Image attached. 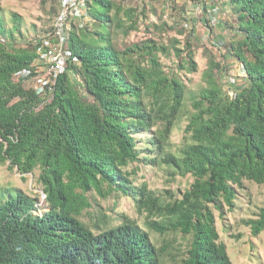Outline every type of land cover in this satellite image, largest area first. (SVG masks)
Masks as SVG:
<instances>
[{"label":"trees","instance_id":"1","mask_svg":"<svg viewBox=\"0 0 264 264\" xmlns=\"http://www.w3.org/2000/svg\"><path fill=\"white\" fill-rule=\"evenodd\" d=\"M230 3L237 35L229 50L244 65L245 83L229 94L213 73L219 62L209 58L206 85L190 96L176 151L166 147L186 86L162 69L158 52L166 53L165 45L146 39L114 47L109 26L127 32L135 17L124 24L113 0H86L92 22L74 26L68 40L77 61L58 76L45 103L12 80L29 67L36 46L17 44L19 24L6 28L0 20V163L21 174L37 169L46 194L41 215L31 212L36 193L17 188L0 199V264H165L168 253L135 219L121 214L113 223L102 210L98 198L113 194L130 197L146 212L149 229L187 237L181 264H232L215 211L222 218L232 210L243 180L264 186V0ZM124 12L133 17V8ZM183 49L180 67L197 70L189 38ZM183 49L174 46V55L181 57ZM157 120L160 127L148 141L157 153L145 158L193 177L180 197L166 201L146 184L135 185L126 169L141 159L136 134ZM242 221L257 236L264 205Z\"/></svg>","mask_w":264,"mask_h":264},{"label":"rangeland","instance_id":"2","mask_svg":"<svg viewBox=\"0 0 264 264\" xmlns=\"http://www.w3.org/2000/svg\"><path fill=\"white\" fill-rule=\"evenodd\" d=\"M119 5L118 15L126 25H130L135 17V26L124 32L121 28L109 26L112 43L116 49L122 50L132 43H140L146 39H153L159 44L168 47L166 53L158 52L162 69L169 75H177L186 86V97L184 106L180 111L177 124L168 138L170 151H176L182 141L183 127L187 123L188 115L192 110L190 96L202 85H206L203 78V71L208 66V59L216 60L218 56L214 54L200 39V33L191 35L181 28L177 13L168 14L164 17L160 2H153L148 13L155 15V22L138 23V15L135 12L136 0H113ZM59 0H0V20L6 28H11L19 24L20 32L15 34L16 43L22 44L23 37H28L33 33L47 28L52 20V16L57 11ZM133 8V17L125 16V9ZM182 8V7H181ZM17 16V19L16 17ZM92 22V20H90ZM87 21V22H90ZM90 22V23H91ZM158 25V27H156ZM93 28V24L91 25ZM232 39L234 35V25H228ZM189 38L191 49L194 53V61L197 63V70L190 71L180 67L181 59H184L183 49L185 40ZM176 39V41H174ZM174 46L182 50L181 57L174 55ZM222 59V57H219ZM144 63V62H143ZM233 60L229 57L223 62V67L214 70V76L219 84L226 90L234 92L242 84V78L237 75ZM229 77L232 80H227ZM160 127V121H155L150 129H146L136 134L137 146L140 148V160L130 163L126 169L133 171L131 178L137 186L146 184L147 188L154 191L161 201L175 199L181 196L182 192L189 187L193 180L190 174H179L171 172L164 164L148 161L156 155V150H150L148 141L154 136V131ZM38 170H34V175L30 173L21 174L16 167H8L7 162L0 163V199L7 198V193L12 195L17 188H21L27 194L35 195V187L39 188L36 182ZM32 176V177H31ZM98 203L111 218L113 223L119 222L120 215L124 214L135 219L138 224L150 233L152 240L158 246H163L168 253L165 264H181V258L186 249L187 237L180 233L168 231L160 234L149 229L146 224V212H138L134 202L130 197L123 195H110L107 198H98ZM264 205V186L251 180H243V188H240L235 198V205L232 210H226L222 218L216 216V229L219 233V240L227 249V253L232 264H264V229L253 236L250 229L243 223V219L252 217L259 207ZM92 208H89L91 210ZM153 219H159L153 214Z\"/></svg>","mask_w":264,"mask_h":264},{"label":"built area","instance_id":"3","mask_svg":"<svg viewBox=\"0 0 264 264\" xmlns=\"http://www.w3.org/2000/svg\"><path fill=\"white\" fill-rule=\"evenodd\" d=\"M136 2L135 12L140 25L156 21L155 15L148 13L153 7V2L161 3L164 17L178 11L181 28L191 35L200 33L202 42L218 56L216 61L221 67L230 57L234 62L233 66L236 67L237 75L242 78V84L245 83L243 82L246 77L244 65L229 50L232 39H230L231 32L228 25L235 24L230 0H136ZM90 20L92 18L88 14L86 0H59L58 9L52 16L49 26L22 38V44L31 43L36 46L35 56L29 67L13 73L12 80L21 82L24 88L32 89L41 97V103L49 101L58 76L66 69L69 62L77 61L68 49L72 28L76 25H84ZM220 24H224L222 35L219 30ZM69 73L73 79L80 81L74 71L69 70ZM225 78L232 80L226 75ZM78 83H76L77 86H79ZM226 91L233 94L231 89ZM35 188L36 201L31 212L41 215L45 210L46 194L42 189Z\"/></svg>","mask_w":264,"mask_h":264},{"label":"crops","instance_id":"4","mask_svg":"<svg viewBox=\"0 0 264 264\" xmlns=\"http://www.w3.org/2000/svg\"><path fill=\"white\" fill-rule=\"evenodd\" d=\"M219 30H220L221 35H222V33H223V31H224V24H220V25H219ZM233 33H234L235 36L237 35L236 32H235V30L233 31Z\"/></svg>","mask_w":264,"mask_h":264},{"label":"clouds","instance_id":"5","mask_svg":"<svg viewBox=\"0 0 264 264\" xmlns=\"http://www.w3.org/2000/svg\"><path fill=\"white\" fill-rule=\"evenodd\" d=\"M28 173H30V172H28ZM32 174V173H31Z\"/></svg>","mask_w":264,"mask_h":264}]
</instances>
